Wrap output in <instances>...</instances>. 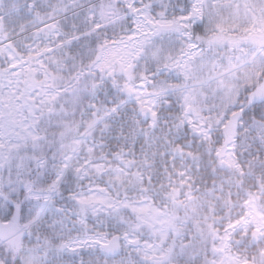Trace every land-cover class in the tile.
I'll return each mask as SVG.
<instances>
[{
	"label": "snow or ice",
	"instance_id": "snow-or-ice-1",
	"mask_svg": "<svg viewBox=\"0 0 264 264\" xmlns=\"http://www.w3.org/2000/svg\"><path fill=\"white\" fill-rule=\"evenodd\" d=\"M0 264H264V0H0Z\"/></svg>",
	"mask_w": 264,
	"mask_h": 264
}]
</instances>
